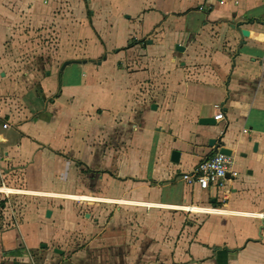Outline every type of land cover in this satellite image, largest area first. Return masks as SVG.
<instances>
[{
    "label": "crops",
    "instance_id": "0c3cea01",
    "mask_svg": "<svg viewBox=\"0 0 264 264\" xmlns=\"http://www.w3.org/2000/svg\"><path fill=\"white\" fill-rule=\"evenodd\" d=\"M28 27L62 61L36 83L11 62ZM125 59L168 87H136ZM0 64L2 175L65 200L0 226V264H264L263 0H0ZM212 138L237 176L203 190L180 174Z\"/></svg>",
    "mask_w": 264,
    "mask_h": 264
},
{
    "label": "rangeland",
    "instance_id": "374dc122",
    "mask_svg": "<svg viewBox=\"0 0 264 264\" xmlns=\"http://www.w3.org/2000/svg\"><path fill=\"white\" fill-rule=\"evenodd\" d=\"M27 33L23 35V33L19 34V36L12 37L11 36V42L9 46H12L11 51L15 52H24V59H13L11 62L13 63L14 72L17 71L20 72V75L22 78L24 77L25 73H32L33 75L37 73L38 71L43 76L45 75L46 69H51L53 63L50 65L51 62H55L54 66L56 68L54 69L56 72L59 70V67L61 66L62 61L54 59H49L52 57L53 53L57 52V40L58 35L50 33V32H44L42 28H35V27H28L26 28ZM44 30H46L44 28ZM59 34V32H58ZM52 53V54H51ZM21 57V56H20ZM122 63V62H121ZM124 66L125 70L128 73H131L133 75V79L135 80V77L137 75V71H142L141 75H144V77H139L136 80V87H143L146 89H152V91H156V93L162 94V87H168L167 78L164 76V70L161 67H155V68H148V63L140 61V60H127L125 59L123 63L121 64ZM118 68L119 65H116ZM49 67V68H48ZM3 66L0 64V69H2ZM19 69V70H17ZM37 75H34L31 78L32 82H37L35 79ZM119 77V76H118ZM30 83V82H25ZM28 90V87H26ZM165 90V89H164ZM2 100H0V106H2ZM5 104V103H3ZM7 186V185H6ZM0 191H3L4 193H23L26 195H10V205L12 208L16 207L19 208V211L22 215V212L28 213L34 210V208H41L45 206H56V202H62L65 200L57 201L48 200L49 198H44V196H39V194L42 195H49L50 193H44V192H37L36 190H27V189H19L16 187L8 186V188H0ZM36 195V196H35ZM49 197V196H45ZM84 203H87V205L91 206H102V203L99 202H87V201H79V202H73L72 206H75L77 208H80V210L85 209ZM67 204V203H66ZM100 204V205H99ZM149 210V209H148ZM16 211V210H14ZM110 211V210H109ZM177 212V211H173ZM7 215L10 214V209L6 211ZM183 213L185 217H188L192 212L188 210H183ZM2 220L4 219L2 216L0 217ZM8 218V216H6Z\"/></svg>",
    "mask_w": 264,
    "mask_h": 264
},
{
    "label": "built area",
    "instance_id": "2783aa9c",
    "mask_svg": "<svg viewBox=\"0 0 264 264\" xmlns=\"http://www.w3.org/2000/svg\"><path fill=\"white\" fill-rule=\"evenodd\" d=\"M264 3V0H263ZM199 10H203L204 7L200 6ZM215 107L218 109V113L214 115L216 120L223 119V113L221 105L216 104ZM8 124H4L6 127ZM233 160L231 156L225 155L216 151L213 155L204 158L195 163L189 170L183 171L180 174V179L189 185H196L200 189L206 190L210 186H223L227 181L228 177L237 176V172L232 169ZM7 185L24 189L21 186H13L9 181L4 179L2 171L0 169V186ZM10 195H26L23 193H4L0 191V226L1 228L15 227L18 225L21 219V213L19 208H12L10 205ZM10 209V214L7 215L6 211ZM16 210V211H14ZM8 216V218H6Z\"/></svg>",
    "mask_w": 264,
    "mask_h": 264
},
{
    "label": "water",
    "instance_id": "95a60500",
    "mask_svg": "<svg viewBox=\"0 0 264 264\" xmlns=\"http://www.w3.org/2000/svg\"><path fill=\"white\" fill-rule=\"evenodd\" d=\"M177 48H181L179 45H177ZM71 61H65L62 65V68H64L67 64H69ZM152 109L156 108V104H152L151 106ZM199 124H203V125H216V119L214 117H201L199 118ZM209 146L213 147L215 149V151H218L220 153H223L225 155L230 156L231 155V150L224 147L221 143H217L216 139L212 138L209 140ZM180 159V152L177 150H173L171 152V161L172 162H179ZM49 214V211L48 213Z\"/></svg>",
    "mask_w": 264,
    "mask_h": 264
},
{
    "label": "bare ground",
    "instance_id": "6f19581e",
    "mask_svg": "<svg viewBox=\"0 0 264 264\" xmlns=\"http://www.w3.org/2000/svg\"><path fill=\"white\" fill-rule=\"evenodd\" d=\"M3 192V191H2Z\"/></svg>",
    "mask_w": 264,
    "mask_h": 264
}]
</instances>
